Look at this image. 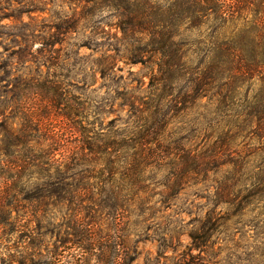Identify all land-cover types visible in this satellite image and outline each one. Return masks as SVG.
I'll list each match as a JSON object with an SVG mask.
<instances>
[{
    "label": "clouds",
    "instance_id": "9594fccd",
    "mask_svg": "<svg viewBox=\"0 0 264 264\" xmlns=\"http://www.w3.org/2000/svg\"><path fill=\"white\" fill-rule=\"evenodd\" d=\"M0 264H264V0H0Z\"/></svg>",
    "mask_w": 264,
    "mask_h": 264
}]
</instances>
